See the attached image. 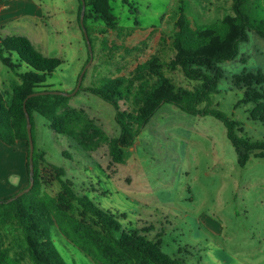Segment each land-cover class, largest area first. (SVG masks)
<instances>
[{"label":"rangeland","instance_id":"rangeland-1","mask_svg":"<svg viewBox=\"0 0 264 264\" xmlns=\"http://www.w3.org/2000/svg\"><path fill=\"white\" fill-rule=\"evenodd\" d=\"M178 1L112 0L116 17L113 30L88 8L86 24L91 30L93 60L82 87L99 86L120 73L130 75L135 61L143 57L156 55L169 62L174 57L171 37ZM1 2L26 5L19 19L0 28V38L27 37L45 56L62 59L47 85L53 91L72 93L90 60L78 21L77 0ZM182 2L193 21L213 23L233 14L236 0ZM35 9L40 12H36L38 16H33ZM152 27L156 29L148 30ZM0 69L3 94L10 102L11 87L20 79L1 61ZM220 69L223 79L218 93L211 96V107L240 123V136L264 141V124L251 119L253 104H241L245 91L233 84L234 77L244 71L264 73V39L250 33L248 42L240 45L237 59L220 65ZM20 71L27 69L23 66ZM163 72L177 86L189 90L196 86L180 69L164 68ZM70 104L83 109L110 140L119 137L116 110L111 104L83 91L72 96ZM127 108L122 102L121 109ZM34 120L36 144L47 161L40 194L57 196L62 190L55 175L46 172L47 165H55L65 170V178L73 181L77 193L119 217L125 215V228H147L148 237L160 240L163 252L182 264H264V158L253 155L245 168L239 167L235 149L219 120L189 115L164 104L135 144L124 151L121 164L113 162L109 143L86 152L75 141L55 133L45 118L35 114ZM10 151L8 158L12 159ZM17 180L15 175L10 177L11 183ZM52 241L66 264H93L57 233H53ZM0 248L7 249L21 264H33L13 220L0 223Z\"/></svg>","mask_w":264,"mask_h":264},{"label":"trees","instance_id":"trees-1","mask_svg":"<svg viewBox=\"0 0 264 264\" xmlns=\"http://www.w3.org/2000/svg\"><path fill=\"white\" fill-rule=\"evenodd\" d=\"M111 1L85 0L86 13L88 8H92L105 26L113 30L116 17L112 13ZM253 1L236 0L232 7L233 14L213 23H198L186 14L182 0H179L171 37L174 57L169 62H162L156 55L143 57L135 61L130 75L120 73L99 86H81L77 95L82 91L92 94L115 108L120 135L112 140L83 109L71 106V97L38 95L24 104L32 94L53 91L47 81L63 60L45 56L27 37L0 38V61L20 79V83L13 88L10 102L0 91V141L7 146H15L18 142L26 144L27 187L30 176L25 108L31 119L35 144L34 187L12 202L8 200L23 189L0 199V223L16 222L33 264H66L52 241L53 233L76 247L93 264H182L163 252L160 240L148 237L147 228H125L122 221L125 215L119 217L101 208L87 195L77 193L73 181L65 178V170L61 167L49 164L46 172L55 175L62 190L57 196L40 194L43 164L47 161L45 152L36 144L34 116L37 114L45 118L55 133L75 141L86 152L109 143L113 162L121 164L124 151L135 144L142 129L164 104H171L189 115L212 116L222 122L237 154L239 167L245 168L253 155L263 159L264 141L254 142L240 136V123L211 107V96L218 93L223 79L220 65L237 59L240 45L248 42L250 33L254 32L264 39V0ZM77 2L80 22L82 1ZM86 13L84 25L90 38ZM155 29L152 27L148 30ZM23 66L27 71H20ZM164 68L182 70L185 78L196 83V86L192 90L177 86L164 74ZM233 84L245 91L241 104H253L251 119L264 124V73L244 71L234 77ZM122 102L128 105L127 109H121ZM0 264L21 263L12 258L7 249L0 248Z\"/></svg>","mask_w":264,"mask_h":264},{"label":"crops","instance_id":"crops-1","mask_svg":"<svg viewBox=\"0 0 264 264\" xmlns=\"http://www.w3.org/2000/svg\"><path fill=\"white\" fill-rule=\"evenodd\" d=\"M25 2L15 3L7 2L0 3V28L9 24L13 20L19 19L20 15L25 13ZM33 16H38L39 10H34ZM40 14V12H39ZM42 16V15H41ZM29 39V38H28ZM1 71V69H0ZM18 85V84H17ZM5 83L2 78L0 79V91L4 92ZM16 85H12L13 88ZM11 150V151H10ZM0 151L2 154L0 157V199L12 196L18 191L24 189L28 185V173H27V147L24 142H18L15 146H7L0 141ZM9 151L13 154L12 159H9ZM15 175L18 180L15 183L10 182V177Z\"/></svg>","mask_w":264,"mask_h":264},{"label":"water","instance_id":"water-1","mask_svg":"<svg viewBox=\"0 0 264 264\" xmlns=\"http://www.w3.org/2000/svg\"><path fill=\"white\" fill-rule=\"evenodd\" d=\"M82 1V12H81V17H80V24L88 45V49L90 52V60L87 63V65L84 67L83 71L81 72L79 79H78V83L76 86V89L72 92V93H64L61 91H46V92H39V93H35L30 95L29 97H27V99L25 100L24 104H26L27 100L29 98L38 96V95H47V94H54V95H64V96H68V97H72L75 94H77V92L80 90L81 86H82V82L84 79V76L86 74V71L88 69V67L90 66V64L92 63L93 57H92V45H91V41L87 32V29L84 25V19H85V13H86V2L85 0H81ZM25 113H26V119H27V131H28V137H29V176H30V185L29 187H27L26 189H23L22 191H20L19 193L16 194L15 197L10 198L8 200V202H12L13 200L20 198L21 196H23L24 194L28 193L29 191H31L34 187V180H33V175H34V151H35V144H34V140H33V136H32V124H31V119L30 116L25 108ZM2 201L0 200V203Z\"/></svg>","mask_w":264,"mask_h":264}]
</instances>
